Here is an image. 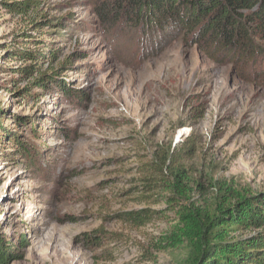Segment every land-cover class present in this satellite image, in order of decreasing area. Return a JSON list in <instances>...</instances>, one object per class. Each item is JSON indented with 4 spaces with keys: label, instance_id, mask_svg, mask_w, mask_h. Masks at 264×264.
Here are the masks:
<instances>
[{
    "label": "rangeland",
    "instance_id": "obj_1",
    "mask_svg": "<svg viewBox=\"0 0 264 264\" xmlns=\"http://www.w3.org/2000/svg\"><path fill=\"white\" fill-rule=\"evenodd\" d=\"M14 1L0 0V139L19 129L37 162L0 143V229L16 251L9 264H185V247L155 245L180 203L211 207L225 188L264 191V58L243 72L175 34L106 28L93 0H38L24 16L6 9ZM41 16L64 26L35 31ZM23 32L34 42L22 46L58 51L42 68L57 71L70 56L72 68L53 76L84 93L80 101L6 69L24 63L5 65ZM26 88L35 93L24 98ZM195 99L205 112L198 119L189 115ZM182 142L193 145L186 194L144 191L137 165ZM143 208L157 211L145 225L118 216ZM98 227L114 239L86 243L82 234Z\"/></svg>",
    "mask_w": 264,
    "mask_h": 264
},
{
    "label": "trees",
    "instance_id": "obj_2",
    "mask_svg": "<svg viewBox=\"0 0 264 264\" xmlns=\"http://www.w3.org/2000/svg\"><path fill=\"white\" fill-rule=\"evenodd\" d=\"M97 16L104 27H118L122 23L130 29L139 28L141 32L181 36L182 40L195 45L205 56L215 62L230 63L243 72L255 67L264 58V0H93ZM38 0H18L6 3L9 12L17 15L37 13ZM41 16L31 22L35 31L53 24L64 26L60 20ZM56 34H59L57 32ZM20 45L9 49L7 60L24 62L18 67L6 66L12 74L32 78L33 87L48 90L51 83L70 100H81L84 93L72 89L67 83L54 79V74L72 68L73 61L67 56L57 71L51 67L42 68L50 60L53 65L58 59V51L48 48L43 42L37 50H31L23 43L30 44L32 36L21 34ZM42 44V43H41ZM46 50V51H44ZM48 50V51H47ZM77 52L72 57L81 59ZM78 55V56H77ZM29 63V64H28ZM42 65V66H40ZM4 69L0 63V70ZM59 70V72H58ZM35 74V75H34ZM35 76V77H34ZM33 88L21 91V96H32ZM190 107L191 118H201L204 109L195 99ZM17 127L27 121L16 122ZM0 125V129H1ZM31 130H34L32 126ZM20 130L0 139L1 144L16 148L17 155L34 158V152L22 140ZM193 145L182 142L172 150L158 151L155 160L137 165L142 173L140 181L144 191L165 186L171 192L186 194L183 182L186 179L185 160L192 156ZM41 149V148H39ZM221 189V188H220ZM224 189V188H223ZM222 190V189H221ZM218 202L209 206L192 203L179 204L177 223L166 235L159 236L156 246L159 249L185 247V264H264V191L241 192L224 189ZM174 197H172L173 199ZM173 201V200H172ZM157 211L143 208L138 211L118 213L120 218L137 225L151 222ZM114 233L107 236L102 227L83 233L86 243L100 246L111 241ZM25 246L22 238L19 242ZM0 229V264H9L15 256V249Z\"/></svg>",
    "mask_w": 264,
    "mask_h": 264
}]
</instances>
